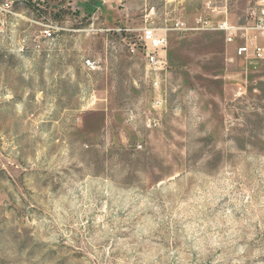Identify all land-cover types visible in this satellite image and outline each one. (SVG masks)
Instances as JSON below:
<instances>
[{
    "label": "rangeland",
    "instance_id": "1",
    "mask_svg": "<svg viewBox=\"0 0 264 264\" xmlns=\"http://www.w3.org/2000/svg\"><path fill=\"white\" fill-rule=\"evenodd\" d=\"M6 1L0 264H264V58L194 28L207 0ZM178 18L155 90L138 29Z\"/></svg>",
    "mask_w": 264,
    "mask_h": 264
},
{
    "label": "built area",
    "instance_id": "2",
    "mask_svg": "<svg viewBox=\"0 0 264 264\" xmlns=\"http://www.w3.org/2000/svg\"><path fill=\"white\" fill-rule=\"evenodd\" d=\"M106 1L108 0H103V2ZM227 2V0H207V11L197 16L194 28L221 32L224 35L226 44H235L234 56L229 58L232 61L236 58H244L246 61L263 59L264 0H256L254 5L247 9L242 22H235L230 19ZM10 5L11 3L6 1L0 5V9L8 10ZM152 12H154L153 9ZM188 28L187 23L183 19L178 18L171 26L157 27L145 23L138 29V46H141L145 69L147 75L151 78L152 86L155 90L161 89L163 81H166L168 68L170 67L167 56L169 30ZM54 29L55 26L52 24L47 25L43 30L44 35L49 39H53ZM135 45L137 46V43ZM99 64V60L91 56L85 57L82 62L83 68L88 74L97 71L100 68ZM164 96H156L153 107L163 109V105L167 103V98ZM89 101L91 103L97 101L94 90L93 96H89ZM146 122L148 126H155L159 123V120L147 116Z\"/></svg>",
    "mask_w": 264,
    "mask_h": 264
},
{
    "label": "trees",
    "instance_id": "3",
    "mask_svg": "<svg viewBox=\"0 0 264 264\" xmlns=\"http://www.w3.org/2000/svg\"><path fill=\"white\" fill-rule=\"evenodd\" d=\"M26 1L31 3L33 6H35V2H32V0H26ZM36 1H41V0H36Z\"/></svg>",
    "mask_w": 264,
    "mask_h": 264
}]
</instances>
